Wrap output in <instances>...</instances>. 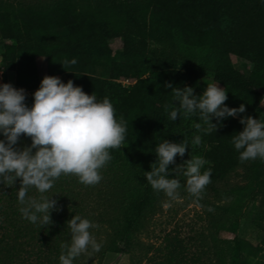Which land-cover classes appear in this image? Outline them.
I'll return each mask as SVG.
<instances>
[{"label": "trees", "instance_id": "obj_1", "mask_svg": "<svg viewBox=\"0 0 264 264\" xmlns=\"http://www.w3.org/2000/svg\"><path fill=\"white\" fill-rule=\"evenodd\" d=\"M0 39L10 42L0 55V66L14 69L22 87L31 92L25 99L28 107L41 83L40 70L45 75L64 73L62 82L72 80L89 95L108 97L117 119L122 115L128 121L125 146L110 149L112 160L99 170L101 175L108 174L109 178L102 176L101 180L108 188L126 185L119 196L117 228L105 246L107 251L124 254L129 250L130 234L136 230L139 217L155 201L145 172L151 171L157 160L155 147L163 140L189 141L185 155H177L176 163L169 165V178H173L171 170L199 148L209 162L202 171L212 169L210 188L239 166L252 185L261 182L264 161L241 163L236 150L230 152L229 146L220 149V140L242 131L240 117L252 116L264 96V0H51L45 4L0 0ZM114 39L120 47L119 59L113 63L110 42ZM229 55L247 58L254 64L252 70L234 65ZM73 58L77 63L64 69L60 62ZM99 65L111 71L117 68L124 79L138 76L144 65L155 71L157 78L126 88L101 78L95 82L88 78L90 82L80 84L79 73L102 77L105 72L97 68ZM202 73L210 74L226 89L228 107L238 108L241 103L246 107L236 117L219 122L213 117L218 128L211 134L194 128L195 123H202L198 115L187 119L181 115L172 121L165 111V105L178 107L172 88L164 87L165 83L184 88ZM182 120L189 125L182 124L177 130ZM197 134L202 143L192 146ZM31 143V138L22 134L14 147L23 149ZM94 186L80 183L73 174H62L44 193L57 201L59 210L51 211L53 223L41 228L19 211L20 178L11 187L0 183V264H60L61 246L71 242L66 222L74 215L95 219L88 202ZM253 191L250 189L248 195ZM40 195L34 187L28 191L29 197ZM237 227L234 218L228 225L232 237L221 240L213 258L201 250L190 252L176 230L165 232L155 264H250L251 247L237 236ZM79 258L73 264H78Z\"/></svg>", "mask_w": 264, "mask_h": 264}, {"label": "clouds", "instance_id": "obj_2", "mask_svg": "<svg viewBox=\"0 0 264 264\" xmlns=\"http://www.w3.org/2000/svg\"><path fill=\"white\" fill-rule=\"evenodd\" d=\"M60 63L67 70L66 66L75 65L77 60L65 59ZM164 87L172 88L173 99L178 101V107L165 105L168 119L198 115L202 121L194 124L198 133L211 134L218 128V123L212 122L213 117L219 122L246 111L243 103L238 108L228 107L227 91L216 83H208L199 96L191 86L179 88L166 82ZM33 97L34 102L28 107L23 88L0 84V133L5 138L0 140V183L11 187L20 178L19 211L24 219L39 223L42 228L53 223L51 211L59 210L57 201L44 193L53 188L62 174H73L86 186L98 184L102 180L99 170L113 158L109 150L125 146L128 121L122 115L117 119L108 97L98 99L72 80L64 83L58 76L45 75ZM239 122L244 128L232 137L239 161H264V121L242 116ZM22 134L30 137L32 143L17 149L14 146ZM201 143L200 134L191 141L192 146ZM188 146L187 138L180 143L168 140L158 143L154 150L157 160L151 164V171L145 172L152 189L163 192L170 200L178 199L181 183L178 178H169V165L176 163L177 155L183 157ZM208 163L204 157L193 155L171 170L175 177L186 178V191L196 200L203 199L206 186L211 183V167L202 171ZM33 187L41 194L39 198L28 196ZM66 223L71 242L61 246L60 264H73L81 254L91 257L101 250L102 244L90 232L99 227L97 224L79 215Z\"/></svg>", "mask_w": 264, "mask_h": 264}, {"label": "rangeland", "instance_id": "obj_3", "mask_svg": "<svg viewBox=\"0 0 264 264\" xmlns=\"http://www.w3.org/2000/svg\"><path fill=\"white\" fill-rule=\"evenodd\" d=\"M8 1L16 4H45L51 0ZM8 45L10 42L0 39V55ZM110 47L113 63L117 62L119 40H112ZM229 60L247 72L254 66L251 61L242 56L229 55ZM97 68L102 69L105 74L98 77L99 75L96 74L79 73L80 84L86 81L90 82L88 78L93 79L94 82L97 78H101L126 88L138 81L149 83L157 78L156 72L144 65H142V72L138 76L126 79L119 76V71H115L117 68L113 69L114 71H111V68V70L102 68L100 65ZM0 70L5 83H11L18 89L23 88L22 81L14 69L0 66ZM44 76L45 74L40 70V82ZM55 76L64 78L65 74L59 73ZM208 83L215 82L210 74L202 73L195 83L188 84V86H191L194 89V94L199 96L202 95ZM218 86L222 87L220 84ZM252 117L264 121V96ZM185 121L180 122L177 130L181 129L182 124L185 125ZM233 136H226L220 140L223 143V146L220 147L221 150H225L224 147L229 146V151L235 152L236 149L232 144ZM226 142L229 144L225 145ZM203 152V149L198 148V153L192 152L191 156L203 157ZM102 176L105 179L109 178L108 174ZM172 177L178 178L181 183L178 199L170 200L163 192L157 193L153 190L155 201L139 217L136 230L130 234L129 250L124 254L109 252L105 246L113 230L117 228L119 196L125 191L126 185H114L113 188H108L109 186L104 185V180L96 184L88 202L96 214L92 222L99 227L90 229V232L97 242L102 244V247L99 252L92 253L91 257L88 254H81L78 264H155L159 258L158 248L161 236L172 230H176L179 236L187 242L190 252L201 250L213 258V253L218 249L221 240L232 237L228 225L234 218L238 221L237 236L251 247L250 264H264V176L261 178V182L254 186L250 183V179L245 177L244 168L236 167L230 170L222 181L214 182L215 188L212 189L207 185L203 199L200 200H196L186 191L185 177L182 175L175 177V172ZM252 188L253 195L249 196L248 192ZM209 208H212L213 211H209Z\"/></svg>", "mask_w": 264, "mask_h": 264}, {"label": "built area", "instance_id": "obj_4", "mask_svg": "<svg viewBox=\"0 0 264 264\" xmlns=\"http://www.w3.org/2000/svg\"><path fill=\"white\" fill-rule=\"evenodd\" d=\"M0 84H2V76H1V70H0ZM25 90V89H24ZM26 95H30V91L25 90Z\"/></svg>", "mask_w": 264, "mask_h": 264}]
</instances>
